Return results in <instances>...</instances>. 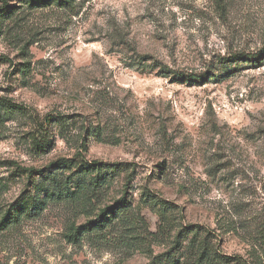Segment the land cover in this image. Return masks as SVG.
Returning <instances> with one entry per match:
<instances>
[{
	"label": "rangeland",
	"instance_id": "1",
	"mask_svg": "<svg viewBox=\"0 0 264 264\" xmlns=\"http://www.w3.org/2000/svg\"><path fill=\"white\" fill-rule=\"evenodd\" d=\"M0 264H264V0H0Z\"/></svg>",
	"mask_w": 264,
	"mask_h": 264
},
{
	"label": "trees",
	"instance_id": "2",
	"mask_svg": "<svg viewBox=\"0 0 264 264\" xmlns=\"http://www.w3.org/2000/svg\"><path fill=\"white\" fill-rule=\"evenodd\" d=\"M257 57L256 56H250V55H245V54H243V55H234V56H232V57H230V58H227L226 60H225V62H236V61H239V60H254V59H256Z\"/></svg>",
	"mask_w": 264,
	"mask_h": 264
}]
</instances>
